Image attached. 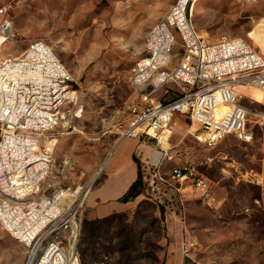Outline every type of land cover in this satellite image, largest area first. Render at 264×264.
<instances>
[{
    "label": "rangeland",
    "instance_id": "1",
    "mask_svg": "<svg viewBox=\"0 0 264 264\" xmlns=\"http://www.w3.org/2000/svg\"><path fill=\"white\" fill-rule=\"evenodd\" d=\"M176 0H0L11 38L0 44V59L19 56L44 40L69 69L79 109L53 136L54 163L48 182L76 205V249L82 264H264V92L238 87L250 110V141L228 135L214 147L194 137L186 115L175 118L169 153L162 160V201L142 192L115 203L93 198L111 175L122 141L120 123L137 93L129 80L133 63L155 24ZM191 19L208 41L242 38L264 54V0H191ZM177 37L175 59L181 51ZM154 149V148H153ZM112 160V161H111ZM111 161V162H110ZM188 163L202 176L208 197L175 180L171 169ZM103 168L99 170L100 165ZM84 195L83 204L77 205ZM102 221L94 230L92 220ZM67 234L70 232L66 231ZM33 249L0 224V264H34Z\"/></svg>",
    "mask_w": 264,
    "mask_h": 264
},
{
    "label": "built area",
    "instance_id": "2",
    "mask_svg": "<svg viewBox=\"0 0 264 264\" xmlns=\"http://www.w3.org/2000/svg\"><path fill=\"white\" fill-rule=\"evenodd\" d=\"M190 3L176 0L152 25L145 54L129 71L137 97L120 123L121 143L127 138L153 143L141 172L144 192L159 201L167 197L161 164L174 157L165 145L177 115L188 116L195 139L206 147L230 134L250 141L251 110L238 87L264 92V54L242 38L206 40L192 22ZM5 14L6 7H0V15ZM10 29L4 18L0 44L11 38ZM177 37L181 51L175 59ZM77 105L72 74L44 40L30 42L19 56L0 59V224L35 248L33 259L40 250L34 264H82L77 235L72 236L77 207L65 190L48 182L57 142L53 132L71 112L66 107H74L72 115H77ZM171 177L188 179L201 197L209 196L206 180L188 163L175 165Z\"/></svg>",
    "mask_w": 264,
    "mask_h": 264
},
{
    "label": "crops",
    "instance_id": "3",
    "mask_svg": "<svg viewBox=\"0 0 264 264\" xmlns=\"http://www.w3.org/2000/svg\"><path fill=\"white\" fill-rule=\"evenodd\" d=\"M153 148L152 142L142 143L134 138L125 139L119 145L113 161H110L111 176L95 191L93 198L112 203L123 198L136 200L142 189H130L137 183L140 174L137 158L140 156L142 160L145 159L153 152Z\"/></svg>",
    "mask_w": 264,
    "mask_h": 264
},
{
    "label": "bare ground",
    "instance_id": "4",
    "mask_svg": "<svg viewBox=\"0 0 264 264\" xmlns=\"http://www.w3.org/2000/svg\"><path fill=\"white\" fill-rule=\"evenodd\" d=\"M102 168H103V165L101 164L100 167H99V170H101ZM87 191H88V187H87V189L85 190V192L82 194V196L79 198L77 205H81V204H83L84 195H86ZM66 193H67V192H66ZM67 195H68V193H67ZM72 222H73V223H72V229H73V230H72V236L75 237V236L77 235V233H78V224H77L76 221H74V219H73ZM33 255H35V248H33ZM32 259H33V258H32ZM31 261H32V260H31Z\"/></svg>",
    "mask_w": 264,
    "mask_h": 264
},
{
    "label": "trees",
    "instance_id": "5",
    "mask_svg": "<svg viewBox=\"0 0 264 264\" xmlns=\"http://www.w3.org/2000/svg\"><path fill=\"white\" fill-rule=\"evenodd\" d=\"M139 187L142 189V187H141V175L140 174H139L137 183H135V185H133L131 187L130 191H134L135 189L137 190V188H139ZM101 221H102L101 218H95L92 220L91 223H92L94 230L98 227V225L101 223Z\"/></svg>",
    "mask_w": 264,
    "mask_h": 264
}]
</instances>
